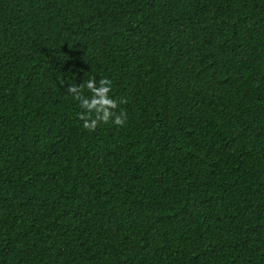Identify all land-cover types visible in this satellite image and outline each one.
I'll return each instance as SVG.
<instances>
[{"label":"trees","instance_id":"obj_1","mask_svg":"<svg viewBox=\"0 0 264 264\" xmlns=\"http://www.w3.org/2000/svg\"><path fill=\"white\" fill-rule=\"evenodd\" d=\"M0 264H264V0H0Z\"/></svg>","mask_w":264,"mask_h":264},{"label":"clouds","instance_id":"obj_2","mask_svg":"<svg viewBox=\"0 0 264 264\" xmlns=\"http://www.w3.org/2000/svg\"><path fill=\"white\" fill-rule=\"evenodd\" d=\"M64 83V82H63ZM112 80L101 78L99 81L95 77H90L86 82L79 85L72 83L68 86L67 92L79 102V106L84 111L79 118L83 121V127L89 131H95L100 123L107 124L109 121L118 126L126 123L127 117L123 112L117 113L118 101L111 98ZM85 89L91 93L90 96L84 94ZM123 103L124 101H119Z\"/></svg>","mask_w":264,"mask_h":264}]
</instances>
